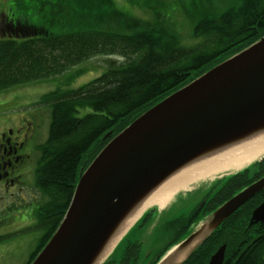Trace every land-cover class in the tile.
<instances>
[{
  "label": "trees",
  "instance_id": "obj_1",
  "mask_svg": "<svg viewBox=\"0 0 264 264\" xmlns=\"http://www.w3.org/2000/svg\"><path fill=\"white\" fill-rule=\"evenodd\" d=\"M88 1L91 3L83 0L91 7L101 6L112 20L96 18L90 14L94 12L90 6L79 2L41 14L42 20L38 15L31 20L22 13L2 19L4 27L9 25L7 21H13L16 29L9 25L0 38V92L58 76L94 56L124 59L89 84L48 93L40 102L50 109L36 180L46 202L38 215L43 235L30 260L54 234L80 173L109 141L103 140L104 135L110 133L109 139L116 136L152 105L264 36V0H239L238 5L220 12L199 7L202 0L191 4L178 1L175 10L170 9L169 0H157L162 13H155L147 21L124 14H120V21L109 0ZM72 11L83 22L65 24ZM83 12L84 16H80ZM176 13L183 20L180 26L174 23L177 18H172ZM55 23L59 25L56 31L64 33L57 34L50 28ZM183 28L190 29V44L178 32ZM81 29L84 30L71 31ZM87 107L91 111L78 117V110ZM263 167L261 164L253 173L245 170L217 181L208 191L205 205L184 225L185 230L249 185ZM263 201L261 191L214 231L184 264H207L224 244L223 264H264V224L248 227L252 210ZM140 219L137 228L148 218L145 214ZM180 223H184L182 218ZM181 232L159 255L181 239ZM122 242L105 264H155L160 257L149 261L148 253L141 252L136 243L125 246L117 256Z\"/></svg>",
  "mask_w": 264,
  "mask_h": 264
},
{
  "label": "water",
  "instance_id": "obj_2",
  "mask_svg": "<svg viewBox=\"0 0 264 264\" xmlns=\"http://www.w3.org/2000/svg\"><path fill=\"white\" fill-rule=\"evenodd\" d=\"M262 131L264 36L152 106L114 136L80 175L63 220L31 264H91L128 211L168 175ZM263 189L264 177L219 206L157 264H182ZM263 222L264 203L252 212L249 225ZM202 233L199 243L179 261L180 252ZM224 252L221 246L207 264H222Z\"/></svg>",
  "mask_w": 264,
  "mask_h": 264
},
{
  "label": "rangeland",
  "instance_id": "obj_3",
  "mask_svg": "<svg viewBox=\"0 0 264 264\" xmlns=\"http://www.w3.org/2000/svg\"><path fill=\"white\" fill-rule=\"evenodd\" d=\"M112 4V9L114 15L119 16V20L122 21L123 18L120 16L127 17H135L140 20H150L155 13H162V9L160 8L157 0H109ZM178 1H183L188 4H191L193 0H169V7L172 10L176 9V5ZM79 2L81 6L90 4L87 0L86 4L83 0H0V12L4 13L6 17L19 15H27L31 17V20L37 18L43 19L41 14H48L49 11H53L54 9L64 10L66 9L70 3ZM239 4V0H202L199 7H211L212 9H216L219 12L227 7L230 8L231 5ZM164 5V3H162ZM236 5V6H237ZM90 8L94 11L93 13L96 15V18L103 19L106 21H111V16L101 7V6H90ZM81 11V10H80ZM88 12V11H87ZM170 13V12H169ZM71 17H67L65 24L69 23L70 25H77V23L83 22V20H78V13H74L72 11L69 13ZM85 12L80 13V16H84ZM177 15V16H176ZM177 18V23L174 20V23L177 26L182 25L183 20L180 19L179 15L173 14L172 18ZM64 21V19H62ZM64 24V23H63ZM55 23V26L50 25V28L56 32L57 34L64 33V30L61 32L56 31V27H58ZM61 26V25H60ZM186 27V26H184ZM70 30V29H69ZM81 30H71L72 32L83 31ZM68 32V31H65ZM178 32L181 34L182 39L189 44L191 41L188 39L190 29L183 28L181 31L178 29ZM124 62V59L117 56H94L90 58L74 68L64 72L58 76L44 79L40 81H36L35 83L25 85L22 87H14L12 89H8L6 92H0V129L7 125H18L19 121L26 119L31 120L38 126V131L41 133V144L47 138L48 125H49V111L48 106L41 105L40 102L42 98L48 93L54 91H65V90H75L78 87L89 83L90 81L98 78L100 74L103 72L117 67ZM90 108L79 109L77 116L82 117L85 114L90 112ZM209 182L206 184L200 185L198 189L191 190L190 192L179 193L178 197L170 203L166 210L160 215L159 220H157L154 216V210L151 213V216H154L151 223L144 228H135L132 230L128 238L125 241V244L140 241L143 246H152L153 252H157L161 249L169 240L172 239L174 233L180 227L181 217L193 209L192 204L199 201V199L203 196L206 190L209 188ZM191 189V188H190ZM35 198L37 194L33 195ZM25 199L31 198L30 196L23 197ZM36 204L30 203L28 205L29 212H36ZM188 208V209H187ZM152 209V208H150ZM184 214V215H183ZM181 216V217H180ZM183 218V217H182ZM173 222L174 226H171ZM147 223H144L146 225ZM170 224V225H169ZM41 235V231L36 228L30 232L22 233V239L16 242V246L20 250L22 256L19 261L15 260L11 264H21L24 260V255L27 250L36 241ZM185 236L186 233H183L181 236ZM124 250V246L120 247L117 253L119 256ZM264 260V255H263Z\"/></svg>",
  "mask_w": 264,
  "mask_h": 264
},
{
  "label": "bare ground",
  "instance_id": "obj_4",
  "mask_svg": "<svg viewBox=\"0 0 264 264\" xmlns=\"http://www.w3.org/2000/svg\"><path fill=\"white\" fill-rule=\"evenodd\" d=\"M264 158V131L238 140L225 148L204 154L174 171L154 188L145 198L128 211V214L115 227L104 247L97 253L91 264H101L117 241L137 221L142 213L150 208L163 211L178 193H184L191 187L216 180L217 178L238 173L248 165ZM204 233V232H203ZM199 236L191 246L178 255L183 260L202 239Z\"/></svg>",
  "mask_w": 264,
  "mask_h": 264
},
{
  "label": "flooded vegetation",
  "instance_id": "obj_5",
  "mask_svg": "<svg viewBox=\"0 0 264 264\" xmlns=\"http://www.w3.org/2000/svg\"><path fill=\"white\" fill-rule=\"evenodd\" d=\"M0 129V237L20 231L22 221L20 201L36 194L34 176L41 157L38 147L41 133L31 120ZM12 243L7 247L8 262L14 256ZM4 250L0 248V264H4Z\"/></svg>",
  "mask_w": 264,
  "mask_h": 264
}]
</instances>
